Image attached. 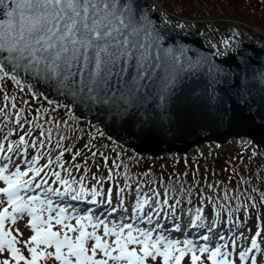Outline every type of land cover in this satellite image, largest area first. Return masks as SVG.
<instances>
[{
	"label": "snow or ice",
	"instance_id": "snow-or-ice-1",
	"mask_svg": "<svg viewBox=\"0 0 264 264\" xmlns=\"http://www.w3.org/2000/svg\"><path fill=\"white\" fill-rule=\"evenodd\" d=\"M199 63L186 57L185 49L162 47L152 21L147 13L134 9L133 0H0V264H258L255 253L261 252V245L256 237L264 240L260 231L244 250L233 242V258V251L226 250L228 244L209 247L191 240L154 239V229L134 228L131 223L108 227L104 221L93 223L89 216L76 217L68 208L54 206L53 197L80 201L101 195L96 187L89 189L83 177L69 180L61 175L63 171L72 176L73 169L87 173L90 161L98 155L107 175L101 179L93 174V179L103 184L122 177L121 203L125 189L132 188L128 183L132 177L125 171L127 165L117 162L119 154L109 161L96 149L92 143L96 135L80 149H75L74 141L68 146L66 141L82 137L68 120H57L52 112L64 108L65 115H70L75 106L90 110L99 106L123 118L153 99L163 106L180 74L194 71ZM8 82L19 93L30 94L31 100L43 96L50 108L37 106L26 113L19 105L30 101L6 91ZM37 84L46 85L69 102L60 104L38 93ZM31 149L37 154L31 155ZM52 152L57 153L54 158ZM66 153L71 160L64 159ZM78 158L82 163H76ZM22 165L26 166L23 170ZM143 187L138 179L133 211L142 222L154 219L152 214L139 216L146 205L156 216L165 208L175 213L181 200L167 188L163 194L152 188L151 196H142ZM208 189L216 193L212 184ZM180 191L192 194V189L183 185ZM170 199L174 203L170 204ZM206 199L213 207L227 210L232 198L225 191L222 197L217 194L216 199ZM234 199L239 201L240 196ZM246 199L252 201L251 196ZM260 202L264 203V193ZM251 207H256L254 201ZM236 208L239 210V203ZM228 215L231 217V211ZM216 216V221L206 224L203 210L198 208L189 226H206L212 232L220 211ZM21 218L30 228L27 236L18 226ZM101 225L102 235H98Z\"/></svg>",
	"mask_w": 264,
	"mask_h": 264
},
{
	"label": "water",
	"instance_id": "water-1",
	"mask_svg": "<svg viewBox=\"0 0 264 264\" xmlns=\"http://www.w3.org/2000/svg\"><path fill=\"white\" fill-rule=\"evenodd\" d=\"M133 7L147 13L162 47L185 49L199 65L180 74L163 106L153 99L123 118L99 106H75L68 116L140 158H178L239 142L264 156V46L238 29L237 38L221 50L204 30L160 20L148 0H133ZM36 91L69 102L44 84Z\"/></svg>",
	"mask_w": 264,
	"mask_h": 264
},
{
	"label": "trees",
	"instance_id": "trees-1",
	"mask_svg": "<svg viewBox=\"0 0 264 264\" xmlns=\"http://www.w3.org/2000/svg\"><path fill=\"white\" fill-rule=\"evenodd\" d=\"M186 7H191L195 9H199L202 7L201 2L204 5V10L206 14H219L222 16H226L234 19H242L246 21L253 22L264 30V0H187ZM218 27V26H217ZM215 25L210 26L212 33L214 32V28H217ZM14 88V87H13ZM19 92V91H18ZM26 100L30 101L29 105L20 104V107H25L26 112L31 111L37 104L31 100V98H26ZM60 119L67 120L60 114ZM58 119V120H60ZM69 125L72 129H78L79 126L75 123H72L68 120ZM65 132L72 133L68 128H65ZM82 133H89L85 130ZM81 139H76L75 137L72 140H69L68 143H78L77 147L81 146ZM97 143L100 144V140H96ZM223 156L221 154L215 155L212 158L205 161L202 165H200L199 170L201 172L200 181L203 183L202 186L199 184L201 189L195 188L197 190H202L209 192V195L216 199L217 194L219 196H223V193L227 191L232 199H230L229 207L233 209H237V203L240 204V210L249 211L251 213H257L258 208L259 211L263 214L264 212V203H261V193H264V160L249 154L248 151H244L242 154L229 152L225 154V159L223 160ZM133 162L132 168L134 171H137ZM138 165V164H137ZM171 173H165L162 179L167 182L176 181L175 177H169ZM168 183V182H167ZM212 184L216 188V193L212 190L208 189V185ZM253 189H256L254 192ZM243 193V195H241ZM240 196V200L237 201L234 199L236 196ZM251 196L252 201L256 203V207H251L252 201L246 199V197ZM223 202V201H222ZM247 205L248 208L244 206ZM263 209V211H262Z\"/></svg>",
	"mask_w": 264,
	"mask_h": 264
},
{
	"label": "rangeland",
	"instance_id": "rangeland-1",
	"mask_svg": "<svg viewBox=\"0 0 264 264\" xmlns=\"http://www.w3.org/2000/svg\"><path fill=\"white\" fill-rule=\"evenodd\" d=\"M167 1V0H166ZM169 1V4H168V2H167V4L165 3H163L162 2V0H158V2L159 3H163L164 4V6H166L167 7V9L168 10H170L171 12H174V13H176V14H179L177 11H176V9L177 8H174V7H170V5L172 4V2H175V1H177V4H178V2L179 3H184V0H168ZM201 4H202V7L204 8V5H203V3L201 2ZM172 9V10H171ZM186 9V12L188 13L189 12V9H187V8H185ZM106 145L105 144H102L101 145V147H103V149H107L108 151H110L111 152V149H110V147H107V148H104ZM125 155V154H124ZM125 156H127V155H125ZM29 159H31V156H30V158ZM149 162V161H148ZM150 164H149V166H148V164H146V165H142L141 167H143V168H145V169H150V170H152L153 168H152V164L153 165H156L157 163H155V162H149ZM174 168V167H173ZM175 169H179V171H182V172H184L186 169H188V167H185V166H183V165H179V166H177ZM154 170L156 171L157 170V167H155L154 168ZM144 171H148V170H144ZM141 195H143V191H142V193H141ZM135 196H136V192H135V187L133 186L131 189H128V193L126 194V197L128 198V201H130L131 202V204H134L135 203ZM182 209H184L185 208V206H183V207H181ZM205 212H206V210H205ZM187 213V214H186ZM186 213H184L183 214V219H188L189 218V216H191L190 214V212L188 211V212H186ZM186 216V217H185ZM211 217H212V215H211ZM244 233H245V235L243 236V241H245L246 240V237L247 236H250V232L249 233H247V231H244ZM181 241V240H180ZM239 241H240V239H239ZM239 241H238V243H239ZM258 243L261 245V252H262V254H264V250H263V248H264V242H260V240H258ZM241 244H242V242H241ZM182 245V244H181Z\"/></svg>",
	"mask_w": 264,
	"mask_h": 264
},
{
	"label": "bare ground",
	"instance_id": "bare-ground-1",
	"mask_svg": "<svg viewBox=\"0 0 264 264\" xmlns=\"http://www.w3.org/2000/svg\"><path fill=\"white\" fill-rule=\"evenodd\" d=\"M191 213V212H190ZM187 214V213H186ZM186 217V216H185Z\"/></svg>",
	"mask_w": 264,
	"mask_h": 264
}]
</instances>
